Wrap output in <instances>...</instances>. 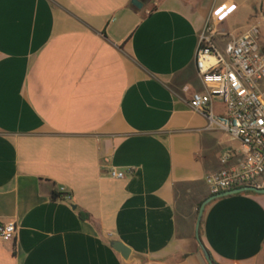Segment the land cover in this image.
Listing matches in <instances>:
<instances>
[{"label":"crops","instance_id":"crops-1","mask_svg":"<svg viewBox=\"0 0 264 264\" xmlns=\"http://www.w3.org/2000/svg\"><path fill=\"white\" fill-rule=\"evenodd\" d=\"M131 2L0 0V264H208L205 179L246 148L190 108L196 51L213 9L256 1ZM199 235L214 264H264V195L211 202Z\"/></svg>","mask_w":264,"mask_h":264},{"label":"built area","instance_id":"built-area-1","mask_svg":"<svg viewBox=\"0 0 264 264\" xmlns=\"http://www.w3.org/2000/svg\"><path fill=\"white\" fill-rule=\"evenodd\" d=\"M235 6H218L212 10L200 33L195 64L205 93L192 95L190 108L206 117L208 128L227 134L246 148L243 160L226 166L232 158L226 154L224 168L206 177L211 195L254 188L264 190V54L261 51L259 26H250L241 33L223 29ZM217 99L224 115L212 108ZM124 172L109 171L113 180H124ZM132 174V172H129ZM60 193H66L60 189ZM70 201V195L65 196ZM14 223L0 224V240L13 242Z\"/></svg>","mask_w":264,"mask_h":264},{"label":"rangeland","instance_id":"rangeland-1","mask_svg":"<svg viewBox=\"0 0 264 264\" xmlns=\"http://www.w3.org/2000/svg\"><path fill=\"white\" fill-rule=\"evenodd\" d=\"M154 1L157 0H147L146 4H149V6L147 7L148 10L151 9ZM253 1H256V3H245L244 5H239V7L236 6L229 19L227 20V28L224 27V29L230 32L235 31L236 33H240L249 26H259L261 31V39L259 43L264 51V3H260L261 0Z\"/></svg>","mask_w":264,"mask_h":264},{"label":"water","instance_id":"water-1","mask_svg":"<svg viewBox=\"0 0 264 264\" xmlns=\"http://www.w3.org/2000/svg\"><path fill=\"white\" fill-rule=\"evenodd\" d=\"M143 1H147V0H132L131 5L133 7H135L138 10H142L144 8V3ZM245 193H253L256 195H264V190H258V189H254V188H242V189H237V190H233V191H229V192H225L219 195H213L211 196L209 199H207L200 207L199 210V214H198V221H197V239L198 242L200 244V247L204 253V256L208 262V264H214V262L212 261V258L210 257V255L208 254V252L203 248L201 241H200V235H199V228L201 225V221H202V217L205 211V208L208 204H210L211 202L217 200V199H221V198H225V197H229V196H233V195H240V194H245ZM113 248L116 252H118L123 259H128V256L130 254V250L128 248H126L123 244L119 243V242H114L113 243Z\"/></svg>","mask_w":264,"mask_h":264},{"label":"trees","instance_id":"trees-1","mask_svg":"<svg viewBox=\"0 0 264 264\" xmlns=\"http://www.w3.org/2000/svg\"><path fill=\"white\" fill-rule=\"evenodd\" d=\"M152 12V11H151ZM69 195V194H68ZM65 196H67V193H60V192H57V191H54L52 193V201L54 202H57V201H65ZM79 217L81 220L83 221H87L90 219V215L86 214V213H80L79 214Z\"/></svg>","mask_w":264,"mask_h":264}]
</instances>
